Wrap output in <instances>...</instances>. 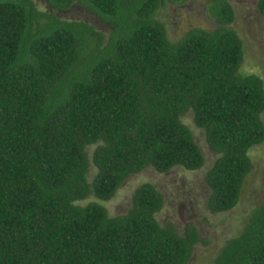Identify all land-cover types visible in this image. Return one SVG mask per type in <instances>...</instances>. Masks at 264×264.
<instances>
[{
  "label": "trees",
  "instance_id": "trees-1",
  "mask_svg": "<svg viewBox=\"0 0 264 264\" xmlns=\"http://www.w3.org/2000/svg\"><path fill=\"white\" fill-rule=\"evenodd\" d=\"M46 2L51 10L0 0V264H185L203 240L191 224L179 233L157 221L164 199L152 183L133 190L122 214L99 200L147 166L200 168L181 120L191 110L217 153L207 207L238 202L248 150L264 139V83L240 70L231 4L209 0L214 27L172 40L156 18L165 0ZM74 2L109 24L108 35L55 13ZM256 6L264 29V0ZM212 264H264V201Z\"/></svg>",
  "mask_w": 264,
  "mask_h": 264
},
{
  "label": "rangeland",
  "instance_id": "rangeland-1",
  "mask_svg": "<svg viewBox=\"0 0 264 264\" xmlns=\"http://www.w3.org/2000/svg\"><path fill=\"white\" fill-rule=\"evenodd\" d=\"M37 8L51 10L46 0H33ZM209 0H186L182 3L165 0L156 11V18L166 27L168 37L176 40L188 29L214 27V21L207 11ZM231 4L234 19L231 25L236 29L242 44L244 55L240 70L245 73L258 74L264 83V29L262 17L257 9V0H228ZM55 13L68 20H83L91 23L105 35L110 25L101 21L93 11L74 2L65 10ZM264 123V110L261 112ZM181 120L192 132L195 143L203 155V165L195 170L174 166L167 172L159 173L147 166L139 172L130 174L117 188L114 195L100 201L109 215L126 212L131 204L133 190L143 182L152 183L163 195L164 203L155 216L164 225L173 223L179 233L186 225H193L203 242L193 246L192 254L185 264H212L216 254L225 241L237 235L254 207L264 201V139L252 145L248 150L251 169L244 178L238 202L230 209L220 212L207 207L209 187L205 182V173L217 157L208 145L205 133L192 118L191 110L181 115ZM95 145L87 146L90 156ZM95 167L90 163L89 178ZM95 200L93 196L81 200L84 204Z\"/></svg>",
  "mask_w": 264,
  "mask_h": 264
}]
</instances>
